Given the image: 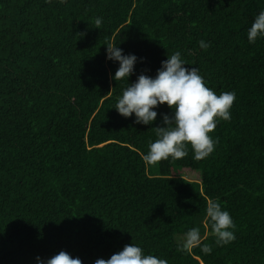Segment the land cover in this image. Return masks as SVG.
<instances>
[{
	"label": "trees",
	"instance_id": "obj_1",
	"mask_svg": "<svg viewBox=\"0 0 264 264\" xmlns=\"http://www.w3.org/2000/svg\"><path fill=\"white\" fill-rule=\"evenodd\" d=\"M261 10L264 0H0V264L59 251L94 264L131 243L168 264H264V37L247 40ZM109 42L138 58L129 83L180 51L216 94L236 93L208 157L189 147L145 164L171 110L146 126L113 109L127 81L111 78ZM209 199L235 223L230 244L210 233ZM192 227L211 254L178 251Z\"/></svg>",
	"mask_w": 264,
	"mask_h": 264
},
{
	"label": "clouds",
	"instance_id": "obj_2",
	"mask_svg": "<svg viewBox=\"0 0 264 264\" xmlns=\"http://www.w3.org/2000/svg\"><path fill=\"white\" fill-rule=\"evenodd\" d=\"M102 17L94 23L102 25ZM264 37V10L255 15L247 29V40L255 43ZM210 43L199 41V47L207 50ZM106 59L117 62L119 67L111 77L115 81H127L113 109L123 118L135 117L134 123L151 125L157 119L159 106L167 105L171 115H162V126L155 127L156 139L149 143L148 151L142 159L146 165H154L162 160L182 159L192 150L194 160L208 157L214 150L216 141L210 135L220 120L231 119V108L236 100L234 91L216 94L206 86L197 67H185L187 62L181 52L167 55L154 77L140 74L135 82L129 83L138 58L134 54H124L123 50L112 43L106 44ZM205 220L210 233L218 246L230 244L236 239L235 223L230 213L223 209L216 199H209L205 208ZM200 247L204 254H211L209 244L202 243L200 227H192L177 240V249L187 252ZM37 264H82L80 258H73L65 251H59L50 258H36ZM94 264H168L166 259L146 254L136 243L125 245L110 258H99Z\"/></svg>",
	"mask_w": 264,
	"mask_h": 264
},
{
	"label": "rangeland",
	"instance_id": "obj_3",
	"mask_svg": "<svg viewBox=\"0 0 264 264\" xmlns=\"http://www.w3.org/2000/svg\"><path fill=\"white\" fill-rule=\"evenodd\" d=\"M184 177L188 180H191V181H196L198 179V175L197 174H194L193 172H190V171H186L184 173Z\"/></svg>",
	"mask_w": 264,
	"mask_h": 264
}]
</instances>
